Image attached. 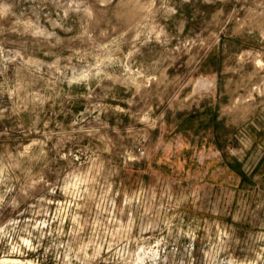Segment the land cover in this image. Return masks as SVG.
Here are the masks:
<instances>
[{
	"label": "rangeland",
	"instance_id": "374dc122",
	"mask_svg": "<svg viewBox=\"0 0 264 264\" xmlns=\"http://www.w3.org/2000/svg\"><path fill=\"white\" fill-rule=\"evenodd\" d=\"M2 258L264 264V0H0Z\"/></svg>",
	"mask_w": 264,
	"mask_h": 264
},
{
	"label": "clouds",
	"instance_id": "9594fccd",
	"mask_svg": "<svg viewBox=\"0 0 264 264\" xmlns=\"http://www.w3.org/2000/svg\"><path fill=\"white\" fill-rule=\"evenodd\" d=\"M248 148V145L247 144H244L243 147H240V148H229V151L232 152L233 154H236V155H241L244 153V151ZM80 183H84V181H78L77 183L73 184L72 187L75 188V189H79V185ZM66 192L68 191V186H65V189H64ZM70 195H74V196H79V191H74V192H71L69 193ZM42 223V222H41ZM29 235H31V233H29ZM24 243L25 244H28L30 247H32V245L30 244V241L27 240V239H24ZM39 245H36V247H38ZM16 250V249H14Z\"/></svg>",
	"mask_w": 264,
	"mask_h": 264
},
{
	"label": "bare ground",
	"instance_id": "6f19581e",
	"mask_svg": "<svg viewBox=\"0 0 264 264\" xmlns=\"http://www.w3.org/2000/svg\"><path fill=\"white\" fill-rule=\"evenodd\" d=\"M153 253V252H152ZM154 254V253H153ZM156 255V254H155ZM141 258V257H140ZM0 264H25L20 260L17 259H12V258H2L0 259ZM28 264H34V262L32 263H28ZM36 264V263H35Z\"/></svg>",
	"mask_w": 264,
	"mask_h": 264
}]
</instances>
